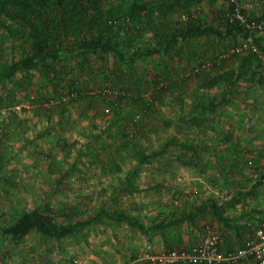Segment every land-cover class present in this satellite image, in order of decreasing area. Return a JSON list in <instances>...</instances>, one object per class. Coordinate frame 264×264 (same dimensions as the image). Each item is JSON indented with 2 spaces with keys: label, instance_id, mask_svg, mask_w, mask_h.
Returning a JSON list of instances; mask_svg holds the SVG:
<instances>
[{
  "label": "rangeland",
  "instance_id": "rangeland-1",
  "mask_svg": "<svg viewBox=\"0 0 264 264\" xmlns=\"http://www.w3.org/2000/svg\"><path fill=\"white\" fill-rule=\"evenodd\" d=\"M238 2L256 17L264 11L261 0ZM218 8H224L222 0L212 10ZM197 11L207 22H214L208 3L197 6ZM5 34L0 31L2 65L23 53L24 39L13 41ZM215 41L218 53L226 58L222 72L235 68L236 63L227 57L234 41ZM240 41L237 38L236 44ZM201 43L180 42L179 49L169 55L150 56L132 65L111 57L102 65L89 56L92 67L80 68L71 58L60 67L68 63L72 73L62 70L58 77L47 78L37 68L0 82V223L6 225L47 203L57 210L75 205L79 214L72 219H83L109 202L110 208L122 209L149 226L173 220L209 198L225 207L226 199L254 186L259 168L264 169V85L249 87L239 82V94L229 106L199 114L201 109L195 111L194 102L207 97L199 88L196 60H188L186 49ZM152 44L147 31L132 47ZM260 70L264 73V58ZM158 76L165 82L184 79L189 84L181 94L173 89L158 99L152 82ZM123 77L131 80L122 85ZM225 90L226 85L220 83L205 92L217 101ZM201 115L196 124L191 121ZM227 134L234 137L230 143L223 141ZM91 137L99 148L85 155ZM132 142L147 153L160 152L166 144L167 148L157 158L137 165ZM182 143L199 144L203 149L195 156L185 152ZM101 158L109 163L114 158L119 168L104 167ZM74 162L77 168L64 179ZM131 175L134 190L129 186ZM224 214L232 223L264 219V183L255 196L225 209ZM168 231L165 237L173 247L197 243L207 231L220 236L224 248L243 244L233 230H225L208 213L196 226L182 222ZM165 249L160 234L148 239L126 223L94 224L62 240L37 232L13 243L0 239V264H127Z\"/></svg>",
  "mask_w": 264,
  "mask_h": 264
},
{
  "label": "trees",
  "instance_id": "trees-1",
  "mask_svg": "<svg viewBox=\"0 0 264 264\" xmlns=\"http://www.w3.org/2000/svg\"><path fill=\"white\" fill-rule=\"evenodd\" d=\"M216 1L0 0V31L6 33V39L10 38L13 41L24 39L21 57L8 64H0V82L12 80L22 71L37 68L41 69L47 78L52 74L58 77L59 73L62 74V70L72 73L73 70L67 66L68 63L60 67L63 61L71 58L77 60L80 68L92 67L91 63L87 62L89 56L94 57L102 65L106 64L110 57L122 64L132 65L150 56L169 55L179 49L180 42L192 44L193 41L203 40L200 45L186 49L188 60H196L195 67L198 73L195 74L199 88L204 90V96L207 97L194 102V107L195 111L201 109L199 114L216 111L232 103L239 94L237 91L239 82H245L249 87L264 85V73L260 70V62L264 58V11L256 17L239 6L238 0H222L224 8L212 10ZM261 1L264 3V0ZM203 3L210 5L213 23L207 22L198 13L197 6ZM237 11L241 13L243 20L236 16ZM257 24H261V28L255 27ZM147 31L151 33L153 44L147 48H133L134 42L141 39ZM248 37H252L251 44L242 48L244 40ZM237 38L241 41L236 44ZM221 39H229L235 43L231 54L227 57L236 63V67L224 72L222 71L226 58L218 53V44L215 41ZM130 47L131 50L126 51ZM130 80L129 77H123L119 82L123 85ZM152 82L158 99L173 89L174 92L181 94L189 84L184 79L180 82H177V79L165 82V79L159 76L153 78ZM220 83L226 85L225 92L217 101L216 98L210 99L205 91ZM121 89L125 88L122 86ZM125 92L128 90L126 89L124 94ZM138 97L137 95L135 99ZM201 118L202 115L193 116L191 121L196 124ZM223 139L230 143L234 137L227 134ZM131 144L137 165H143L157 158L161 151L167 148L166 144V148L164 147L160 152L147 153L139 143ZM181 145L185 152H191L195 156H198L203 149L201 145L194 143ZM226 146L231 152L235 151L232 144ZM98 148L99 145L91 137L85 155L97 152ZM258 155L261 157L263 154L258 153ZM100 163L104 167L109 165L111 169L119 168L114 158H111L110 163L101 158ZM76 168L77 163L74 162L63 174L64 179ZM258 172L255 185L246 191L234 194L229 200L226 199L225 207L220 206L216 199L209 198L173 220L146 226L124 210L110 208L109 202L101 205L92 216L76 220L72 218L75 214H79L77 206L69 205L57 210L51 203H47L21 213L6 225L0 223V239L13 243L32 232H37L45 238L62 240L76 236L94 224L126 223L140 234L148 236V239L154 234L164 236L167 247L164 251H171L190 248L195 243L184 247H173L172 241L165 237V233L182 222L196 226L198 219L208 213L222 223L225 230H233L237 240L244 243L253 236L254 224L264 219L257 218L250 224L232 223L224 213L225 209L233 208L243 200L255 196L257 187L264 183V169L259 168ZM1 181L12 186L16 185L9 178H2ZM129 181V186L134 190V175L130 176Z\"/></svg>",
  "mask_w": 264,
  "mask_h": 264
},
{
  "label": "built area",
  "instance_id": "built-area-1",
  "mask_svg": "<svg viewBox=\"0 0 264 264\" xmlns=\"http://www.w3.org/2000/svg\"><path fill=\"white\" fill-rule=\"evenodd\" d=\"M236 16L243 20L239 11ZM255 27L261 28V24H257ZM251 42L252 37H248L241 47L245 48ZM220 242V236L212 231H207L205 236L190 248L146 253L129 264L137 262L142 264H244L249 262L264 264V220L254 224L253 236L240 247L223 251L220 248Z\"/></svg>",
  "mask_w": 264,
  "mask_h": 264
},
{
  "label": "crops",
  "instance_id": "crops-1",
  "mask_svg": "<svg viewBox=\"0 0 264 264\" xmlns=\"http://www.w3.org/2000/svg\"><path fill=\"white\" fill-rule=\"evenodd\" d=\"M236 239V238H235ZM244 243H245V241H244ZM243 243V244H244ZM241 245H239V246H236V247H233V248H228V246H225V248L223 247V246H221V249L223 250V251H228V250H233V249H236V248H238V247H240ZM144 255V254H143ZM142 255V256H143ZM141 256H139V257H137V258H135L134 260L136 261L138 258H140ZM135 261H130V262H128L127 264H129V263H133V262H135ZM134 264H142L141 262H137V263H134ZM244 264H253L252 262H249V263H244Z\"/></svg>",
  "mask_w": 264,
  "mask_h": 264
}]
</instances>
